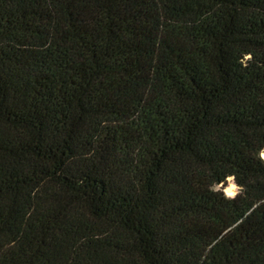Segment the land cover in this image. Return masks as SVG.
Returning a JSON list of instances; mask_svg holds the SVG:
<instances>
[{
    "label": "trees",
    "instance_id": "1",
    "mask_svg": "<svg viewBox=\"0 0 264 264\" xmlns=\"http://www.w3.org/2000/svg\"><path fill=\"white\" fill-rule=\"evenodd\" d=\"M263 152L264 0H0V264H264Z\"/></svg>",
    "mask_w": 264,
    "mask_h": 264
},
{
    "label": "rangeland",
    "instance_id": "2",
    "mask_svg": "<svg viewBox=\"0 0 264 264\" xmlns=\"http://www.w3.org/2000/svg\"><path fill=\"white\" fill-rule=\"evenodd\" d=\"M232 183L236 184L233 177H229V178H227L226 182L224 184L219 185V187H222L225 190V192L228 194L226 188H227V186L231 185ZM239 189H240V187L236 184L234 195L238 193Z\"/></svg>",
    "mask_w": 264,
    "mask_h": 264
},
{
    "label": "bare ground",
    "instance_id": "3",
    "mask_svg": "<svg viewBox=\"0 0 264 264\" xmlns=\"http://www.w3.org/2000/svg\"><path fill=\"white\" fill-rule=\"evenodd\" d=\"M263 157H264V152H263ZM235 187H236V184L232 183L231 185H229L226 190L228 193H232L235 191Z\"/></svg>",
    "mask_w": 264,
    "mask_h": 264
}]
</instances>
